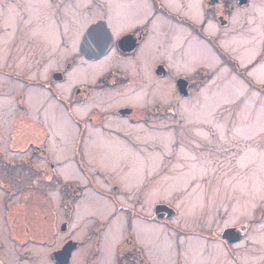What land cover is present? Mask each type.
Listing matches in <instances>:
<instances>
[{
  "label": "flooded vegetation",
  "instance_id": "flooded-vegetation-1",
  "mask_svg": "<svg viewBox=\"0 0 264 264\" xmlns=\"http://www.w3.org/2000/svg\"><path fill=\"white\" fill-rule=\"evenodd\" d=\"M71 1L50 0L53 10L52 21L59 33L60 47L67 51L73 46V52L78 54L77 58L85 63H98L104 58L114 56L119 64L108 67L93 83L75 84L79 76L75 77L73 74L76 64L68 60L70 56L68 55L67 59H63L62 67L47 73V80L43 81L41 76L36 75L37 72L32 74L33 78H22L24 81L27 79L26 84H23L20 91L17 90L13 94L17 109L20 100L23 101L28 96L29 90L32 91L33 88L35 90L36 86L43 84L57 101L66 102L69 106L89 105L95 96H98L97 99L100 101L111 93L122 94L128 91L129 94H133L138 92L134 96L136 99L142 94L146 98L143 106L122 103L117 108L108 110L92 107L85 122L91 125L92 130L124 140L130 148L141 153L139 151H141L142 144L134 139L133 133L135 132L112 128L110 124L114 123V119L124 121L129 127L135 128V131L139 128L141 133L159 132V118L162 116L164 119V117L173 115L177 124L182 126L184 121L181 119L182 112H184L182 104L194 100L198 93L201 94L207 86H211L212 79L224 66L230 67L237 75H241V79L247 84L256 85L255 78H250L248 74L253 76L255 66L259 63L256 60L264 56V24L260 27L255 26V33L261 32L263 37L260 41L259 55L245 67L240 65L238 57L234 56L228 50L229 47L225 45H229L230 50H234L237 46L236 42L231 41L230 38L227 39V36L240 31L239 15L242 11L250 10L255 0H200L198 11L203 18L198 25L187 16L172 10L163 0H158L156 12H153L150 18L146 17L140 25L128 28L119 35L113 34L109 26L108 15L111 7L107 0H90L92 9H96L101 16L85 25L86 27L81 30L74 43H71L69 37L76 31L70 33L68 38L64 33V21L67 20V8L68 4L72 3ZM135 1L130 0L127 7L124 5L122 11H124L125 18L131 15L137 18L138 11L134 8L136 7ZM181 2L185 4L184 0ZM190 2L189 10L195 15L196 0H190ZM120 5L122 6V3ZM254 5L259 6V3L256 2ZM155 14L174 24L187 25L192 33L188 41H194L195 38L200 42L206 41L210 54L221 58L224 66L221 64L210 69L208 63L192 68L186 65L191 73H177L164 55H170L172 52L175 56L178 49L173 50L172 48L176 44H172V48L162 41L159 44L158 27L154 33L151 32ZM253 14L257 15L258 12L254 11ZM98 22L105 23L109 40L104 41L105 34L98 26L90 40L83 42L87 29ZM208 22L213 24L215 34L205 32ZM175 39L174 43L179 40V38ZM101 40L105 44H110L109 49L99 58H88V56L96 55L103 47ZM149 51L153 54H149ZM179 60L186 64L183 52L179 53ZM16 69V67L11 68L6 65V62L0 67V99L4 97V79L7 83L19 84L21 78ZM152 78L156 82L150 81V87L142 88L140 92L141 83L147 85L144 81L153 80ZM165 79L172 81L177 96L175 102L167 110L161 107L163 102L157 100L154 105H151L150 100L151 91L154 93L159 91V88L155 91L152 87L155 83ZM256 86L264 87V84ZM61 90L67 92L69 99L65 98ZM104 104L109 105V103ZM68 110L71 112L70 109ZM162 113L164 114L161 115ZM72 120L75 123L80 122L76 117H72ZM30 123L35 125L33 121ZM177 130L179 132L180 129ZM85 131L86 126L84 127L83 124L78 134V142H76L78 147L85 146L87 141H85ZM49 133L47 131L42 135L39 146L28 143L22 147L23 149L14 145L0 147V264H44L42 249L47 251L46 260L49 264H105L107 255L109 259L106 264H157L146 247L149 243L141 236L142 229H146L151 234V241H154L158 247L157 251L153 252L149 246L154 258L158 261L160 257H166L165 260L159 261V264H165L171 258V252L167 248L168 242L172 244L174 255L170 264H227V258L232 264H264V257L261 261H256L259 260L257 256L253 257L254 261L247 260L249 254L255 253L253 250L264 246L262 236L264 233H261L264 229V201L254 208L250 218L235 221L229 218L236 211L234 199L219 195L195 196L196 199H194L193 196L192 199L186 201L190 207L188 215L192 220L187 224L184 216L188 215L182 214L181 210L174 205L175 202L184 198L183 193L173 195L171 202L167 200L159 202V197L153 198L147 193L150 187L149 182H144L137 187L124 186L105 177L86 178L87 182L83 184L79 181H64L58 177V172L54 171V162L47 157L49 152L45 146L47 142L45 137L49 139L51 137ZM18 134L17 129L10 130L6 139L13 144L20 138ZM15 138H17L16 141ZM174 146L173 151L178 150V147L175 149ZM209 149L211 152L214 151L212 148ZM27 152H31V156L25 155ZM39 161L42 162L39 163ZM53 186L58 187L53 188ZM192 187L193 183H190L186 192L191 191ZM90 189L96 196L103 198L105 202L108 201L113 207L105 218H101L95 212L88 214L86 212L87 215L83 216L82 210L79 212L78 209L72 208L74 202L81 200L84 191ZM221 197L225 198V203L220 201ZM149 199H153L150 206L148 205ZM100 202L103 201L100 200ZM25 203L35 209H40V206L46 203L50 218L48 232L43 230L44 228H38L39 225L28 222L23 211ZM56 204L59 205V209ZM96 210L100 213L105 211ZM118 219H120V229L115 233L113 225ZM159 224L164 227L162 232L167 234L164 241L159 234ZM36 229H42L40 234H37ZM109 233L115 240L114 247L110 243V252L113 247L112 254L108 253V250L107 254L104 251V244L109 241ZM77 236L82 238L79 239ZM201 241L206 244L205 247L200 243ZM191 242H194V248L191 247ZM212 242L220 243L224 252L220 245L211 244ZM202 247L205 248L206 253L203 255H207L206 259L198 258L197 253ZM33 248L41 251L34 253ZM217 254L220 256L217 257Z\"/></svg>",
  "mask_w": 264,
  "mask_h": 264
},
{
  "label": "rangeland",
  "instance_id": "rangeland-1",
  "mask_svg": "<svg viewBox=\"0 0 264 264\" xmlns=\"http://www.w3.org/2000/svg\"><path fill=\"white\" fill-rule=\"evenodd\" d=\"M157 1L136 0V7H133L138 11L137 18L135 19L132 15L128 16L123 18L117 26L112 18L114 12L117 9L124 10V5L127 7L130 0H107L111 7L108 23L113 34L119 35L128 28L140 25L146 17L150 18V15L156 12ZM163 1L172 10L187 16L195 24L201 23L203 17L198 11L200 0H196L195 15L189 10L190 0H184L185 4H182V0ZM71 2L67 8V20L64 21V33L68 38L70 33L76 31L78 38L81 30L86 27L85 25L101 14L96 9H92L90 0H72ZM256 2L259 6L254 5ZM262 9H264V0H255L250 10L240 13V19H238L240 31L227 36V39L230 38L231 41L236 42L237 46L234 50H230V46L224 43L229 47L228 50L238 57V62L242 67L253 62L259 55L260 41L263 37L261 32L255 33V26L260 27L264 24V17L262 18L260 11ZM254 11L258 14L254 15ZM52 13L50 0H0V67L5 62L11 68L16 67L21 78L17 85L3 80L5 90L4 97L0 99V103L3 104L0 107V132L2 134L0 147L14 145L23 149L22 147L28 143L39 146L42 135L49 131L51 137L49 139L45 137L47 140L45 146L49 152L47 157L54 162V171L58 172V177L66 182L79 181L83 184L87 182L86 178L100 179L102 177L112 179L124 186L140 187L139 185L144 182H149L150 187L147 193L153 198L159 197V202L165 200L171 202L173 195L183 193L184 198L175 202L174 205L185 215H188L190 211L186 201L192 199L193 196L194 199H196L195 196H225L227 199H234L236 204L234 208L236 211L234 214L231 212L230 219L238 221L250 218L254 208L264 201V93L258 91L256 86L264 84V56L256 60L259 63L255 66L253 76L248 74L250 78H255L256 85H249L241 79V75H237L230 67L224 66L221 58L210 54L206 41L200 42L195 38L194 41L189 42L188 39L192 33L187 25L174 24L155 14L151 32L154 33L158 27L159 44L162 41L171 48L172 44H176L172 48L173 50L178 49L175 56L172 52L170 55H164L177 73H191L187 66L192 68L205 63L209 64L210 69L221 64L224 67L212 79L211 86H207L201 94L198 93L194 100L182 104L184 111L181 116L182 121L184 120L182 126L177 124L173 115L164 117V119L162 116L159 118V132L141 133L139 128L135 131V128L129 127L124 121L114 119V123L110 124L112 128L135 132L133 133L134 139L142 144L141 151H139L141 153H138L130 148L126 141L92 130L91 125L85 122L92 107L108 110L117 108L122 103L143 106L146 98L142 94L136 99L134 96L138 92L133 94H129L128 91L122 94L111 93L100 101L97 99L98 96H95L89 105L69 106L66 102L57 101L43 84L36 86L35 90L34 88L32 91L29 90L25 101L20 100L17 109L13 94L17 90L20 91L23 84H26L27 79L24 81L22 78H33L32 74L37 72L36 75L41 76L45 81L47 73L62 67V61L67 59L68 55H70L68 60L76 64L73 74L75 77L79 76L75 84L93 83L108 67L119 64L114 56L104 58L99 63H85L77 58L78 54L73 52V46L67 51L62 49L59 45L58 30L55 29L52 21ZM205 32L215 34L211 22L207 23ZM72 36L69 37L70 41H72ZM175 38H179L176 43H174ZM182 52L186 58V64L179 60V53ZM149 54L152 55L153 52L149 51ZM96 65L101 67L96 68ZM150 81L156 82L154 79L144 81L147 85L141 83L139 91L150 87ZM152 88L155 91L159 88V91L157 93L151 91V105L159 100L163 102L161 107L167 110L175 102L177 96L171 80L159 81ZM64 91L61 90L65 98L69 99L67 92ZM104 103H109V105ZM52 107L56 111H52ZM72 117L78 118L80 122L75 123ZM30 121L35 122V125ZM83 124L84 127L86 126L84 136L87 141L85 146L78 147L76 142H78V134ZM13 129L19 131L20 138L17 141L15 138L16 142L11 144L6 136ZM177 129H180L179 132ZM89 136L91 138H88ZM103 138L122 143L125 148L112 147L111 142H105ZM173 146L175 149L178 147V150L173 151ZM208 148L214 151L211 152ZM216 152H218L217 155ZM25 155L31 156V152ZM190 183H193V187L191 191L186 192ZM55 187L58 186H53ZM100 200L104 202L102 208L103 211L105 210L104 213L97 212L96 208L90 207L92 202H100ZM151 200L153 199L148 201L149 206ZM220 201L224 202L225 198L221 197ZM25 204L23 211L28 222L37 224L38 228H44L43 230L48 232L50 218L46 203H43L40 209ZM56 207L59 209L58 204ZM72 208L78 209L79 212L82 210L83 216L95 212L101 218H105L113 209L108 201L105 202L103 198L96 196L91 189L84 191L81 200L74 202ZM184 218L187 224L192 221L190 215ZM162 229H164L163 225L159 224V234L164 241L167 234L163 233ZM41 230L36 229L37 234H40ZM261 233H264V229ZM262 236L264 238V235ZM141 242L145 243L142 240ZM110 243L114 247L115 240L111 233H109V241L104 244L106 254ZM200 243L205 247L206 244L203 241ZM214 243L220 245L223 250L220 243L212 242L211 244ZM146 247L155 263L159 264V261L165 260L166 257H160L157 261L147 244ZM204 247L197 253L199 259L207 258V255H203L206 253ZM167 248L171 252V258L165 264H170L174 257L171 242H168ZM39 251L41 250L33 248L34 253H39ZM42 252L44 253V264H49L46 260L47 251L42 249ZM253 253L249 254L247 260L254 261L253 257L257 256L259 260L256 261H261L264 257V246L253 250ZM226 263L232 264L228 258Z\"/></svg>",
  "mask_w": 264,
  "mask_h": 264
},
{
  "label": "bare ground",
  "instance_id": "bare-ground-1",
  "mask_svg": "<svg viewBox=\"0 0 264 264\" xmlns=\"http://www.w3.org/2000/svg\"><path fill=\"white\" fill-rule=\"evenodd\" d=\"M132 10V9H131ZM132 12H134V11H132ZM136 12V11H135ZM261 16H262V18L264 17V9H262L261 10ZM113 20H114V23L115 24H117V26H119L120 25V23H121V20L123 19V18H125L124 17V12L122 11V10H119V9H117L116 10V12H114V15H113ZM76 38H77V33H74L73 34V36H72V43H74V42H76ZM101 62V61H100ZM99 63V62H98ZM96 68H100L101 66H95ZM74 70V69H73ZM75 71V70H74ZM3 104L2 103H0V107L2 106ZM52 111H56V109H54L53 107H52ZM71 132V131H70ZM66 139V138H65ZM103 141H105V142H111V145L110 146H112V147H116V148H121V149H124L125 147H124V145L122 144V143H119V142H117V141H112L111 139H102ZM89 201V200H88ZM90 207H94V208H96V209H102L103 208V202H92L91 203V206ZM119 223H120V219H118V220H116L115 222H114V228H113V231H115V233H117V231L119 232V229H120V226H119ZM141 236L144 238V240L145 241H147L148 243H149V246H150V248H151V250L153 251V252H156L157 251V249H158V247H156V245H155V243H154V241H151V234L146 230V229H142L141 230ZM190 245H191V247H195V244H194V242H191L190 243ZM110 249H111V244H109L108 245V253L110 252ZM220 255L219 254H217V257H219ZM108 259H109V256L107 255V260L104 262L105 264L106 263H108Z\"/></svg>",
  "mask_w": 264,
  "mask_h": 264
},
{
  "label": "water",
  "instance_id": "water-1",
  "mask_svg": "<svg viewBox=\"0 0 264 264\" xmlns=\"http://www.w3.org/2000/svg\"><path fill=\"white\" fill-rule=\"evenodd\" d=\"M98 26L101 27L103 33L105 34V40L104 41L106 42V40H109L108 36L106 35V33H108V30L106 28L105 23L104 22H98V23L92 25L91 27H89L87 29V31H86V33H85V35L83 37V42L90 40V38L93 36V33L98 28ZM108 35H109V33H108ZM104 41L101 40V43H102L101 46L103 45V47L99 49V52H97L96 55L88 56V58H99L104 53H106V51L109 49L110 44L109 45L105 44Z\"/></svg>",
  "mask_w": 264,
  "mask_h": 264
},
{
  "label": "trees",
  "instance_id": "trees-1",
  "mask_svg": "<svg viewBox=\"0 0 264 264\" xmlns=\"http://www.w3.org/2000/svg\"><path fill=\"white\" fill-rule=\"evenodd\" d=\"M257 89H258V91H260V92H263V93H264V87L257 86Z\"/></svg>",
  "mask_w": 264,
  "mask_h": 264
}]
</instances>
